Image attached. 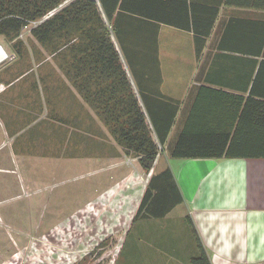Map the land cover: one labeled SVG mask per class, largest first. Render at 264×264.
<instances>
[{"label": "crops", "instance_id": "obj_1", "mask_svg": "<svg viewBox=\"0 0 264 264\" xmlns=\"http://www.w3.org/2000/svg\"><path fill=\"white\" fill-rule=\"evenodd\" d=\"M93 1L159 146L148 173L132 159L142 181L135 214L149 185L151 196L115 264H190L198 244L210 264H264V157H217L223 145L264 146V92H250L264 60L252 52L264 40V0ZM44 54L0 65V175L34 161L40 175L73 171L87 198L123 195L106 177L125 169L126 155L96 115L109 105L93 79L75 85ZM147 113L171 120L163 146ZM182 134L198 156H170Z\"/></svg>", "mask_w": 264, "mask_h": 264}, {"label": "trees", "instance_id": "obj_2", "mask_svg": "<svg viewBox=\"0 0 264 264\" xmlns=\"http://www.w3.org/2000/svg\"><path fill=\"white\" fill-rule=\"evenodd\" d=\"M226 5L238 4L226 0ZM258 2H247L252 6ZM93 0H0V37L11 44V49L22 57L24 43L20 39L25 28L51 58L60 59L59 67L73 81L85 83L93 79L99 99L109 107L96 113L104 123L116 144L127 157L136 159L144 173H148L159 153L154 142L146 116L141 111L119 62L118 54L111 42L110 33L102 18L96 14ZM53 13L50 17L49 14ZM111 21L112 17H107ZM206 34L195 37V53L200 56ZM256 57L264 59V40L253 49ZM24 54V53H23ZM264 60L251 86V94L264 90ZM103 98V99H102ZM157 142L163 146L172 126L171 120L158 123L156 116L147 113ZM180 135L170 152L172 158L198 156L184 144ZM200 155H206L200 153ZM264 157V146L223 145L217 157ZM150 184V183H149ZM150 186V185H149ZM147 187L133 220L147 206L150 187ZM199 253L190 264H210L204 249L198 244Z\"/></svg>", "mask_w": 264, "mask_h": 264}, {"label": "rangeland", "instance_id": "obj_3", "mask_svg": "<svg viewBox=\"0 0 264 264\" xmlns=\"http://www.w3.org/2000/svg\"><path fill=\"white\" fill-rule=\"evenodd\" d=\"M21 35L23 57L45 56L29 28ZM0 46L6 56L0 65L14 62L18 56L11 44L0 37ZM132 159L122 158L125 169L108 171V182L126 191L117 198L110 192L87 198L89 185L75 188L81 178L73 171L40 175L38 162L13 161L15 173L0 175V264H115L142 186Z\"/></svg>", "mask_w": 264, "mask_h": 264}, {"label": "built area", "instance_id": "obj_4", "mask_svg": "<svg viewBox=\"0 0 264 264\" xmlns=\"http://www.w3.org/2000/svg\"><path fill=\"white\" fill-rule=\"evenodd\" d=\"M51 15H53V13L49 14V16L45 17V19H47V18L50 17ZM25 29H28V28H25ZM20 37H22V35H21ZM5 58H6V56L4 55V51H3L2 47L0 46V62H1L3 59H5Z\"/></svg>", "mask_w": 264, "mask_h": 264}]
</instances>
